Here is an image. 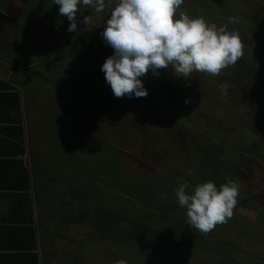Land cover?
I'll return each mask as SVG.
<instances>
[{
    "label": "rangeland",
    "instance_id": "1",
    "mask_svg": "<svg viewBox=\"0 0 264 264\" xmlns=\"http://www.w3.org/2000/svg\"><path fill=\"white\" fill-rule=\"evenodd\" d=\"M118 3L106 0L108 7L99 14L81 4L78 18L92 20L68 32L69 21L54 0H36L37 16L0 0L27 34L25 42L0 49V56L17 66L55 59L69 72L71 89L65 95L73 140L66 141L73 189L83 191L87 206L73 211L67 263L264 264V0H184L176 18L187 12L227 25L239 33L244 55L218 76L193 72L185 80L175 77L171 66L159 76L150 71L141 78L147 97L131 99L114 97L100 70L114 51L102 33ZM44 18L66 33L63 39L54 34L63 44L58 51L32 34L49 33L44 38L52 41ZM64 78L55 81L60 85ZM222 83L229 85L223 100ZM227 179L239 185L233 216L202 234L187 223L175 190L187 181L191 193L209 180L219 189ZM80 215L82 224L75 219Z\"/></svg>",
    "mask_w": 264,
    "mask_h": 264
},
{
    "label": "crops",
    "instance_id": "2",
    "mask_svg": "<svg viewBox=\"0 0 264 264\" xmlns=\"http://www.w3.org/2000/svg\"><path fill=\"white\" fill-rule=\"evenodd\" d=\"M9 1L41 15L36 0ZM10 15L0 7V49L26 41L22 37L27 34L18 30L21 24ZM44 23L52 29V41L44 38L49 33L32 34L58 51L63 44L57 42L66 33L46 19ZM15 63L0 56V264H69L72 253L66 254L65 247L73 243V211L87 206L83 191L73 189L74 164L66 141L73 140V113L65 95L71 89L69 72L55 59ZM64 74L58 85L55 80ZM54 147L55 154L45 156ZM75 219L81 223L82 215Z\"/></svg>",
    "mask_w": 264,
    "mask_h": 264
},
{
    "label": "clouds",
    "instance_id": "3",
    "mask_svg": "<svg viewBox=\"0 0 264 264\" xmlns=\"http://www.w3.org/2000/svg\"><path fill=\"white\" fill-rule=\"evenodd\" d=\"M184 0H119L110 11L103 41L114 51L101 67L106 83L114 97H147L141 78L150 71L159 76V70L171 66L175 77L185 80L193 72L218 76L244 55V44L239 33L229 31L227 25L217 26L203 17L192 18L187 12H177ZM59 15L67 17L68 32H75L79 24L87 25L91 16L79 19V6H87L97 14L105 12L106 0H54ZM230 23L235 18L229 17ZM223 100L229 85L219 86ZM187 103V101H186ZM193 170L188 171L192 175ZM184 181L175 190L177 202L186 209L187 223L202 234H207L233 216L239 196V185L227 179L219 189L211 180L186 192ZM115 264H126L117 260Z\"/></svg>",
    "mask_w": 264,
    "mask_h": 264
}]
</instances>
